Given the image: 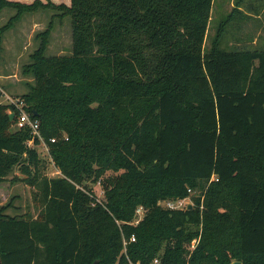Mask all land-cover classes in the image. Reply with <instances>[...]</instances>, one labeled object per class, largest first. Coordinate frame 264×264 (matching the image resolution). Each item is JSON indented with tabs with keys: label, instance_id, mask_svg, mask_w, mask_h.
Listing matches in <instances>:
<instances>
[{
	"label": "trees",
	"instance_id": "16d2710c",
	"mask_svg": "<svg viewBox=\"0 0 264 264\" xmlns=\"http://www.w3.org/2000/svg\"><path fill=\"white\" fill-rule=\"evenodd\" d=\"M213 4L0 0V14L16 11L0 55L40 10L71 17L73 46L47 56L52 21L24 67L34 84L22 99L62 176L42 175L31 130L0 104V183L19 168L11 181L42 205L37 217L0 207V264H264V50L221 48L232 15L206 49ZM186 198L191 209L160 204Z\"/></svg>",
	"mask_w": 264,
	"mask_h": 264
},
{
	"label": "rangeland",
	"instance_id": "374dc122",
	"mask_svg": "<svg viewBox=\"0 0 264 264\" xmlns=\"http://www.w3.org/2000/svg\"><path fill=\"white\" fill-rule=\"evenodd\" d=\"M53 1L59 4L67 2V0ZM240 1H214L211 22L205 43L206 49L210 48L216 31L222 22L232 15L233 18L226 25L221 48L226 51L264 50V14L260 19L252 16L242 19V16L237 11H234V8L238 5L244 6L246 10H252L254 5L258 3L264 5V0ZM15 13L16 11L13 9H4L0 14V28L7 24ZM251 14L253 13L251 12ZM55 15H59V13L52 10H40L36 13L25 14L13 29L5 33L3 38V51L0 55V93L2 94L0 96V104L11 105V101L17 99L24 101L22 96L29 92L30 84H34L33 76L24 74V67L30 64V56L40 46V40L37 36L45 32L52 21V33L47 56H69L72 54L71 17L61 18ZM9 112L11 113V110ZM34 148L37 149L43 161V168L41 169L42 175L48 178L62 176L61 171L54 163L50 150L47 152L41 144H35ZM19 174L20 170L16 168L9 176L7 182L0 183V207L12 201L13 207L7 210L8 214L12 216L31 215L37 217L42 207L36 198L38 189L25 182H12L11 179ZM117 176L119 174L113 172H108L106 175V177L113 178ZM87 185L93 189L94 195L99 200L104 199L105 191L102 182L95 184L92 181H88ZM197 193L199 194V192L195 194L198 195ZM165 202L162 201L160 204L165 206ZM189 202L192 204V200Z\"/></svg>",
	"mask_w": 264,
	"mask_h": 264
},
{
	"label": "built area",
	"instance_id": "2783aa9c",
	"mask_svg": "<svg viewBox=\"0 0 264 264\" xmlns=\"http://www.w3.org/2000/svg\"><path fill=\"white\" fill-rule=\"evenodd\" d=\"M11 105L15 107L11 113H15V123H14V129L15 130H21V129H30L32 132V138L28 142V146L34 148V145L36 144V140H39L40 144L49 152V147L42 137L40 133V122L37 119H34L33 116L29 111L26 110V106L24 101H21L19 99L17 100H12ZM52 143L56 142V139H51ZM189 193H191V190H189ZM190 198H186L183 200H177V201H166L165 202V208L170 209V210H184L188 209L189 205H192L190 202ZM145 214V210L140 207L136 211V216L134 218V221L132 222V225H138L141 220L143 219ZM136 239L135 237H132L131 242H135ZM128 241L124 239V252L126 253L127 251V245ZM151 264H163L161 262L160 258L154 259V261Z\"/></svg>",
	"mask_w": 264,
	"mask_h": 264
},
{
	"label": "crops",
	"instance_id": "0c3cea01",
	"mask_svg": "<svg viewBox=\"0 0 264 264\" xmlns=\"http://www.w3.org/2000/svg\"><path fill=\"white\" fill-rule=\"evenodd\" d=\"M231 2H233V0H231ZM239 2H241V1L239 0ZM213 6H214V4H213ZM263 6H264L263 4L260 5L258 3L257 5H254V7H253L252 10H249V9L246 10L244 6L238 5V6H236L234 8V11H235V9H238L239 10V13L238 14L242 16V19H246L249 16L255 17L256 19H260V18L263 17L262 15L264 14V7ZM251 12L253 14H251Z\"/></svg>",
	"mask_w": 264,
	"mask_h": 264
},
{
	"label": "water",
	"instance_id": "95a60500",
	"mask_svg": "<svg viewBox=\"0 0 264 264\" xmlns=\"http://www.w3.org/2000/svg\"><path fill=\"white\" fill-rule=\"evenodd\" d=\"M14 119H15V113L13 112V113H10V120L13 122L14 121ZM192 206L193 205H189V207H188V209H191L192 208ZM99 262L98 261H96L94 264H98ZM234 264H240V263H234Z\"/></svg>",
	"mask_w": 264,
	"mask_h": 264
}]
</instances>
